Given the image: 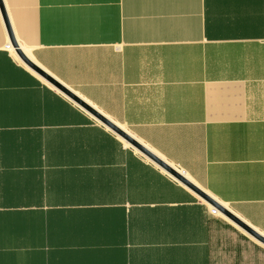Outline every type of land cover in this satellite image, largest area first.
Wrapping results in <instances>:
<instances>
[{
    "label": "crops",
    "instance_id": "1",
    "mask_svg": "<svg viewBox=\"0 0 264 264\" xmlns=\"http://www.w3.org/2000/svg\"><path fill=\"white\" fill-rule=\"evenodd\" d=\"M16 50L264 239V0H0V264H264Z\"/></svg>",
    "mask_w": 264,
    "mask_h": 264
},
{
    "label": "water",
    "instance_id": "2",
    "mask_svg": "<svg viewBox=\"0 0 264 264\" xmlns=\"http://www.w3.org/2000/svg\"><path fill=\"white\" fill-rule=\"evenodd\" d=\"M13 46L15 47V44L12 42ZM17 51V50H16ZM20 58L23 60V62L26 64L27 67L32 68L38 75H40L45 81H48L53 86H55L59 91L63 92L67 97L71 98L74 102H76L78 105L80 104L84 109H86L89 113L96 116L98 119H100L106 126H108L110 129H113L124 141L132 145L139 153H141L144 157L146 156L149 160H152L156 165L162 168L169 176L174 178L177 182H180L182 185H184L186 188H188L191 192L196 193V195L204 201L209 207H212L213 210L224 216L225 218H228L231 222L235 223L237 226H239L242 230H245L250 235H252L254 238L258 239L262 243H264L263 238H259L245 223L239 221L228 209L222 207L216 200H214L212 197L208 196L204 191L200 190L196 185H193L185 176H183L181 173L177 172L175 169H173L170 165H168L163 160H159L154 154H152L147 148H144L142 145H139L134 139H132L129 135H126L121 130L117 129L114 125H111L108 123L105 119H103L99 114L96 112L94 113L88 106H86L80 99L74 97L67 89H65L63 86L52 80L49 76L45 75L38 67H35L33 64L25 60V58L21 55L19 51H17Z\"/></svg>",
    "mask_w": 264,
    "mask_h": 264
},
{
    "label": "bare ground",
    "instance_id": "3",
    "mask_svg": "<svg viewBox=\"0 0 264 264\" xmlns=\"http://www.w3.org/2000/svg\"><path fill=\"white\" fill-rule=\"evenodd\" d=\"M213 210V209H212ZM214 212H216L215 210H213Z\"/></svg>",
    "mask_w": 264,
    "mask_h": 264
}]
</instances>
